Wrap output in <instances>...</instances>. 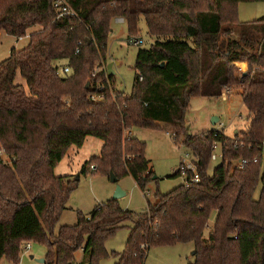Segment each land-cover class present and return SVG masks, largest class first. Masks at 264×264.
Returning a JSON list of instances; mask_svg holds the SVG:
<instances>
[{"label":"trees","instance_id":"trees-1","mask_svg":"<svg viewBox=\"0 0 264 264\" xmlns=\"http://www.w3.org/2000/svg\"><path fill=\"white\" fill-rule=\"evenodd\" d=\"M54 1L0 0V31L20 39L40 27L0 62V151L10 158L0 156V264L4 257L17 264L22 246L33 241L46 247L44 264H72L78 253L79 264H101L110 255L114 264H145L152 247L178 243L194 244L191 264H264V16L242 22L238 13L240 3L264 0H66L77 15L61 17ZM141 17L158 40L139 49L127 93L109 76L108 40L114 19L124 18L131 36ZM60 67L70 72L60 74ZM227 86L242 90L246 129L188 134L192 98L220 97ZM93 93L103 100H91ZM162 125L198 156L199 181L156 192L140 213L111 199L55 232L78 187V179L55 174L69 150L99 139V153L80 173L131 176L146 192L158 178L146 142L131 130ZM214 142L225 152L210 174ZM242 157L251 161L232 170ZM124 227L125 249L110 253L107 240Z\"/></svg>","mask_w":264,"mask_h":264},{"label":"rangeland","instance_id":"rangeland-1","mask_svg":"<svg viewBox=\"0 0 264 264\" xmlns=\"http://www.w3.org/2000/svg\"><path fill=\"white\" fill-rule=\"evenodd\" d=\"M239 19L242 22H249L264 16V1L240 3L238 6ZM40 28V27H39ZM140 36L144 40L141 46H134L128 43V27L124 18H116L112 21V33L108 40V64L113 63L114 87L116 90L127 93L132 92L134 80L138 72L135 69L136 56L140 48H149L152 43L158 40L157 37L150 36L144 17H141L139 25ZM33 33L29 29L28 35ZM135 36V35H133ZM162 40V39H161ZM29 43V39L18 38L4 34L0 36V62L10 56L13 48L21 49ZM66 61H61L65 64ZM246 72V71H245ZM23 79L19 75L18 79ZM23 82H25L23 80ZM238 88L235 94L223 99V97H202L192 98L189 111L187 113V133L195 135L208 130H225V133L233 136L235 131L245 130L249 124L248 112L243 104V96ZM242 116V117H240ZM218 117L219 121L213 124L212 118ZM223 124V127L220 124ZM134 136L141 141L146 142V156L151 161L152 169L155 171L157 180L149 182L146 192H144L131 176H124L119 179V185L127 192V195L118 200L119 205L124 209H129L136 213L145 211L148 208V200L154 203L156 192L166 194L183 184V178L178 174L180 158L187 149L174 140L171 128H133ZM184 134L180 139H184ZM102 142L94 137H88L85 144L80 148H72L68 154L55 168L57 176L70 175L78 179V187L71 194L66 210L62 213L55 232L61 226L73 225L78 220V214L81 212L89 215L96 205L107 203L113 199L116 183H113L106 175L92 172L81 174L80 170L83 163L93 154L100 151ZM0 156L5 162H10V158L0 151ZM220 161H212L209 173L212 174L214 168ZM260 188L257 191L259 194ZM215 220V214L211 217V224L205 231L208 236ZM131 225L130 222H126ZM129 236V228L124 227L118 230L115 235L106 242L107 250L112 253L122 252L126 247ZM24 245L20 251V257L17 264H41L37 260L45 258L46 247L39 242H32V249L24 251ZM77 255V258H79ZM34 256V258H31ZM116 258L110 255L101 261V264H114ZM194 261V244L178 243L169 246H154L149 250L148 258L145 264H191ZM77 262V261H76ZM79 263V262H77ZM1 264H14L5 257Z\"/></svg>","mask_w":264,"mask_h":264},{"label":"built area","instance_id":"built-area-1","mask_svg":"<svg viewBox=\"0 0 264 264\" xmlns=\"http://www.w3.org/2000/svg\"><path fill=\"white\" fill-rule=\"evenodd\" d=\"M54 7L58 11V17L65 16V15H68V16L77 15L76 11L70 7V5L67 3L66 0H55ZM128 43L134 46H141L144 44V40L140 36L131 35L128 37ZM241 64L242 63L236 64L240 73L245 72V68H243ZM102 69H105V67H101V66L96 67V71H101ZM64 72H70L69 67L58 68V73L62 74ZM94 75L95 74H93V76ZM140 79L142 80L143 77L141 76ZM236 89L238 88L234 86H227L224 88L220 97H223V99H228V97L235 94ZM90 99L93 101H100V100H103V95L93 93L90 95ZM220 126L223 127V124L221 123ZM219 131H225V130L220 129ZM224 152H225L224 144L221 142H214V144L212 145L211 162L212 161L222 162L224 159ZM263 157H264V147H263ZM258 160H259L258 157H255L253 159L254 162H258ZM250 161L251 160L246 157L238 158L232 162L231 169L232 170H243L245 166L249 164ZM197 162H198V156L194 152L187 149L185 152L182 153L181 158H180L179 168H178V174L183 178V184H185L186 186L197 183L200 179ZM92 169H95V167L92 166ZM24 246H25L24 251L26 252L32 249L31 242H26ZM142 247L144 248V245ZM72 264H79V263L75 261Z\"/></svg>","mask_w":264,"mask_h":264},{"label":"water","instance_id":"water-1","mask_svg":"<svg viewBox=\"0 0 264 264\" xmlns=\"http://www.w3.org/2000/svg\"><path fill=\"white\" fill-rule=\"evenodd\" d=\"M107 69H108V73H109V76L113 75L114 74V70H113V63H109L108 66H107ZM89 86V84H87V87ZM219 121V118L218 117H213L212 118V122L213 124H216L217 122ZM238 131H236L237 133ZM79 179V178H78ZM110 180L113 182V183H116V189H115V193H114V196H113V199L115 200H119L120 198L124 197L127 195V192L125 190H123L121 188V186L119 185V179L118 177L113 173L111 172L110 173ZM31 258H34V256H31ZM39 263L41 264H44L45 262V258H42V259H38L37 260Z\"/></svg>","mask_w":264,"mask_h":264},{"label":"crops","instance_id":"crops-1","mask_svg":"<svg viewBox=\"0 0 264 264\" xmlns=\"http://www.w3.org/2000/svg\"><path fill=\"white\" fill-rule=\"evenodd\" d=\"M31 29L33 30V32H34V31H37V30H40V28H39L38 26L33 27V28H31ZM4 34H6L4 31H0V36H1V38H2V36H3ZM29 36H30V35H27V36L24 37V38H27V37H28V39H29ZM18 40H22V38H20V39H18ZM245 71H247V64H246V67H245ZM18 77H19V76H18ZM18 77H17V79H18ZM17 82L25 84V83L23 82V80H22V81L17 80ZM131 133L134 135L133 130H131ZM234 133H236V131H235ZM227 135H228V134H227ZM228 136H230V135H228ZM93 155H95V154H93ZM78 254H80V255H79V258H77L76 261H77V262H80V260L82 259V253H78ZM116 260H117V259H116Z\"/></svg>","mask_w":264,"mask_h":264}]
</instances>
